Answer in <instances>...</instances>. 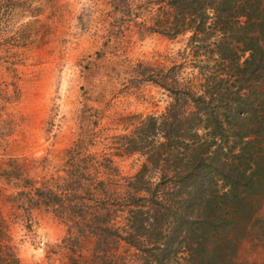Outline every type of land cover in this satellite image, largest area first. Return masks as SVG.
<instances>
[{
    "label": "trees",
    "instance_id": "obj_1",
    "mask_svg": "<svg viewBox=\"0 0 264 264\" xmlns=\"http://www.w3.org/2000/svg\"><path fill=\"white\" fill-rule=\"evenodd\" d=\"M145 1L166 15L140 32L186 43L168 65L137 62L130 83L151 81L170 100L126 122L114 152L92 150L98 114L85 103L76 137L55 155H9L0 264H21L3 203L27 229L33 208L64 222L63 264H238L248 238L264 249V0ZM136 152L140 166L121 174L112 154Z\"/></svg>",
    "mask_w": 264,
    "mask_h": 264
},
{
    "label": "rangeland",
    "instance_id": "obj_2",
    "mask_svg": "<svg viewBox=\"0 0 264 264\" xmlns=\"http://www.w3.org/2000/svg\"><path fill=\"white\" fill-rule=\"evenodd\" d=\"M158 6L145 0L0 3V165L9 155L53 156L69 145L85 103L98 114L92 149L97 153L114 152L111 137L125 132L126 122L164 110L170 100L166 90L148 80L130 83L137 62L168 65L185 46L187 34L140 32L143 23L166 15ZM112 156L127 175L142 160L137 152ZM1 211L10 220L21 264L67 262L71 253L57 246L66 225L51 211L31 209L29 229L9 204ZM238 253V264H264V249L251 238Z\"/></svg>",
    "mask_w": 264,
    "mask_h": 264
}]
</instances>
